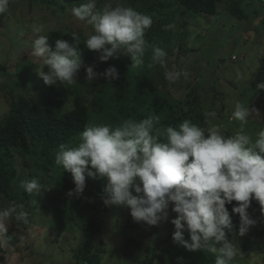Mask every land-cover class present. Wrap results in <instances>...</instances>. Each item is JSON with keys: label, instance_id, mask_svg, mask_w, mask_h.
<instances>
[{"label": "clouds", "instance_id": "obj_1", "mask_svg": "<svg viewBox=\"0 0 264 264\" xmlns=\"http://www.w3.org/2000/svg\"><path fill=\"white\" fill-rule=\"evenodd\" d=\"M11 0H0V14L7 12ZM78 21L91 26L93 33L83 41L86 48L100 53V60L129 55L131 67L143 64L149 47L145 32L153 23L151 16L131 6L105 3L97 9V0H84L69 9ZM174 25L165 26V30ZM37 38L32 43V55L41 58L47 72L38 76L48 86L70 85L82 67L81 43L77 32L70 33L72 43L57 39L48 42L44 24H32ZM150 67L165 65L166 51L152 45ZM165 79L175 83L188 71L166 70ZM103 77L118 80L116 67L104 73L86 68V80ZM264 90V82L256 85ZM256 112L236 102L231 119L240 122L239 130L226 135L223 126L214 123L217 113L206 111L204 124L185 119L179 125L157 128L158 116L140 120L124 119L117 126L86 125L75 146L61 144L55 154V165L71 173L74 189L69 197L81 196L86 177L107 179L103 189L106 206L124 205L135 222L157 226L168 219L170 202L177 214L171 220L175 231L173 241L190 252L204 251L215 257L214 264H233L240 249L228 239L233 230L226 204L238 202L232 212L240 217L239 236H245L256 221L248 208L252 199L259 202L264 213V128L255 138L244 130L249 116ZM21 188L29 195H39L44 186L36 179L24 180ZM135 193V194H134ZM22 208V205L19 206ZM27 223V213L16 206L0 209V247L7 246L8 221ZM190 239H185V232ZM183 258H178L182 264Z\"/></svg>", "mask_w": 264, "mask_h": 264}, {"label": "trees", "instance_id": "obj_2", "mask_svg": "<svg viewBox=\"0 0 264 264\" xmlns=\"http://www.w3.org/2000/svg\"><path fill=\"white\" fill-rule=\"evenodd\" d=\"M26 1L33 6L44 5L50 7L53 5L56 6V10L64 12L84 2V0ZM121 2L125 6H131L138 12L151 16L153 21L151 27L145 32V40L148 42L149 47L146 48L143 56L144 62L137 67L138 70L131 67L132 61L128 55L101 61L99 52L86 48L83 43L86 38L81 34L84 32L82 31L79 33L82 67L77 73L78 76L81 73H86V68L89 66L93 67L97 73H104L106 69L114 66L118 70L119 79L109 81L99 77L95 81H87L79 77L81 82H78L79 78L76 75L75 85L70 86V88L53 90V95L47 99H41L37 103L24 98L17 102H10L8 114L0 121V194L7 201V203H4L5 206L10 204V206H16L17 212L24 211L27 213V223L16 221L15 214L12 215L13 228L6 233L8 237L6 247L12 249L1 251L3 254L6 253L7 256H0V264H8L10 256L21 249L27 251L26 254L23 253L21 256V262H24L33 254V248L42 235L50 233V228H55L60 233L64 232L69 221L72 223L79 221L80 223L77 229L80 231V243H77L72 250L74 264H104L106 259L113 260V257L119 254V250L115 247L110 249L108 243L104 240V236H102L103 227L100 221L102 214L98 210V204H102L98 201L103 202V189L107 184V179L97 178L93 180L86 177L84 193L79 197H69L67 195L69 192L66 184L67 177L58 174L52 175L53 172H51V168L55 166V154L60 145L75 146L79 134L85 129L86 125H89L93 117L92 114L96 113L98 109L103 112V116L98 117L99 120L104 118V122L112 127L119 125L124 119L140 120L149 116H157L151 114V110L154 109L158 113L164 109L168 112L167 119L162 122L159 120L156 124L157 128H164L169 125L175 127L185 119L191 120L201 127L206 126L202 115H199L196 119H192V115H190L191 111L198 108L197 101L205 91V87L202 85L193 86L190 93L192 98L187 99L190 96L188 93L186 99H180L190 88L189 83H187L189 77L185 79L181 76L175 83L170 84L165 79L164 73L166 70L180 72L186 70L191 74V71L183 68L178 60H171L174 54L180 55L179 48H182V44L177 41H182L185 34L181 27L182 23L178 24L176 21L181 19L186 21V16H190L194 20L201 18L205 22H210L214 17H217L219 6L224 4L226 0H121ZM105 3H107L106 0H97V9H102ZM232 6L233 8L229 9L231 16L246 21L251 20V14L246 12L248 6L246 2L238 0ZM181 12L184 13L181 14ZM69 17L71 16L69 15ZM170 20L175 21L174 27L171 30L170 28L165 30V26L171 25ZM64 23L62 29L47 34L50 45L54 46L57 39H63L69 43L73 42L70 33L75 31L67 28L70 25L68 21L64 20ZM152 45L159 46L166 51L167 56L164 66L160 64L149 66L152 59ZM182 51H184L183 48ZM97 54H99V60ZM258 63L259 67L258 73L255 75L254 88L261 95L258 104L262 108L264 119V90H259L256 87L258 83L264 82V57L260 58ZM10 69L13 70L12 64ZM7 73H11L15 77L18 86L24 91L26 89L29 94L32 92L33 87L39 84V80L33 82V76L36 74L23 70V67L18 72H6V68L1 66L0 76L4 77ZM99 80V88L93 91L92 97L84 99L81 86L91 83L93 87H97L96 84ZM201 87H203L202 90ZM168 88L169 91L171 90L170 93L172 92L170 95L175 96V98L169 97L171 100H167V96L161 94ZM80 92L83 94L81 104L73 109H67L66 113H62L68 98L67 94H78ZM179 93L182 95L180 96ZM158 100H162L163 104L158 106ZM187 107L192 109L185 112ZM104 122L103 125H106ZM18 157H20L24 169H31L34 165L37 166L39 171L42 168L45 171V176L53 178L57 188L52 189L48 202L43 205L44 215L42 221H40L41 223L39 222L40 228L37 231L32 229L31 224L33 216L37 212L36 208H33L34 203L36 204V201L40 198L34 197L36 194H27L21 188V182L24 181L21 177L24 171L19 175ZM29 177H35V173L30 171ZM44 179L45 177L39 179V183L43 186L45 185ZM21 205L22 208L19 207ZM119 206L123 207L124 205ZM119 206H110V208L115 213L116 208ZM234 206H238V202L233 201L232 204H226L232 224H240L239 215L232 212ZM127 209L130 214V209L128 207ZM247 211L250 218L256 221L254 227H258L264 235V213L261 212L259 202L252 199ZM129 217L124 221L122 211H116L117 228L119 227L125 234L136 235L142 228L147 226L145 222H135L131 215ZM124 243L122 253L124 252L125 255L136 254L137 250L133 248L134 245H136V248H141L143 244L146 246L144 250L147 254L139 255L137 264H155L156 261L163 264V257L156 253L160 248L163 249L160 243H153L149 246V244L138 241L136 237H129ZM126 250L127 252H125ZM173 260L174 263L177 262L176 258Z\"/></svg>", "mask_w": 264, "mask_h": 264}, {"label": "rangeland", "instance_id": "obj_3", "mask_svg": "<svg viewBox=\"0 0 264 264\" xmlns=\"http://www.w3.org/2000/svg\"><path fill=\"white\" fill-rule=\"evenodd\" d=\"M106 1L111 3L113 7L123 4L121 0ZM237 1L226 0L224 4L219 6L217 17H214L210 22H205L201 18L194 20L190 16H186V21L182 19L176 21L178 24L182 23L181 27L185 31L182 41H177L182 44L184 51L180 47V55L174 54L171 60H178L183 68L191 71L187 80L190 88L184 95L179 93L180 96L182 95L180 99H186L188 93L190 95L193 86L202 85L205 87V91L197 101L198 108L190 112L192 119H196L199 115H202L205 119L204 113L206 111H214L217 113V117L213 122L222 125L226 135H232L240 128V122L231 119L236 102H240L256 110L249 116L247 124L244 125V130L255 138V133L264 128L263 111L258 104L261 95L254 88L255 75L258 73L259 67L258 62L260 58L264 57V0H243L248 4L246 12L251 14L252 17L248 21L231 16L229 9L233 8L232 5ZM68 11L69 9L65 12L56 10V6L53 5L50 7L44 5L33 6L28 4L26 0H11L7 12L0 14V67H5L6 72H18L23 67V70L36 74L33 76V82L39 80V84L33 87L32 92L29 94L26 89L24 91L18 86L15 77L11 73L5 74L4 77L0 76V121L8 114L10 102H17L24 98L37 103L41 99L51 97L53 90L70 88V86L76 84L72 83L67 86L46 85L37 74L38 70H43L45 67L43 61L41 58L32 55V43L37 38V34L31 29L32 24H44L46 32L43 34L47 35L52 31L62 29L65 24L64 20H66L70 24L67 28L77 33L84 31L81 34L86 39L92 34L91 26L76 20ZM169 23L174 25L175 21L170 20ZM98 58L99 54H97ZM11 64L13 70L10 69ZM137 67L133 69L138 70ZM44 71L47 72L46 67ZM79 77L82 80L86 79V73H81ZM80 78L78 82H81ZM96 85L98 86L93 87L91 83H87L81 86L84 99L92 97L93 91L99 88L100 80L97 81ZM203 87H201V90ZM170 91L168 88L161 94L167 96V100H171L175 96L172 94V97ZM80 93L67 94L68 98L62 113H66L67 109H73L81 104L83 94ZM189 97L187 99L192 98L191 95ZM162 104L163 101L158 100L157 105ZM190 109L192 108L187 107L185 112ZM151 114L157 115L162 122L167 119L168 112L164 109L158 113L154 109L151 110ZM92 115L89 125H103L104 118L102 120L98 118L103 116V112L98 109ZM104 124L106 123L104 122ZM17 165L19 175L24 171L21 177L23 180L36 179L39 181V179L45 177L43 192L38 197L34 195V197L40 198L36 201V204L34 203L33 208H36L37 212L33 216L31 224L32 229L37 231L40 228L39 222L42 221L44 215L43 205L48 202L52 189L56 188L55 183L51 176H45V171L41 167V171L35 165L31 169H24L20 157L17 158ZM30 171L35 173V177H29ZM51 172H53L52 175H65L68 191L74 189L75 185L71 173L64 172L62 168L56 165L51 168ZM98 202L102 204H98V210L102 214L100 216L103 227L102 236H104V240H106L110 249L115 247L119 250V254H116L113 260L106 259L104 264H137L138 256L147 254L144 250L146 247L144 244L141 248H136V245L133 246L137 250L136 254L126 253L127 255H125L124 252L122 253L125 245L124 241L129 237H136L138 241L149 244V246L153 243H160L163 249L160 248L156 253L163 257V264H181L178 258H183L182 264H214L215 257L211 254L204 251L190 252L174 243L175 228L171 220L176 218L177 214L172 211L173 203L170 202L169 204L168 219L166 221H161L157 226L147 225L136 235H127L119 227L117 228L116 222L118 221L116 218L117 210H121L124 214V221L130 218L127 207L119 206L114 213L110 206H106L102 201ZM4 203H7V201L0 194V209L10 207V204L5 206ZM66 225L62 233L55 228H50V233L42 235L33 248V254L24 262H21V256L23 253L26 254L27 251L21 249L10 256L8 264H74L72 250L77 243H80V231L77 230L80 223L79 221L75 223L69 221ZM239 226L240 224H233L232 231L226 230L228 239L233 241L241 252V255L236 258L233 264H264V235L258 227L252 226L248 233L241 237L238 234ZM12 228L13 221L10 218L8 231ZM184 235L185 239H190L187 231ZM3 249L10 251L12 248L0 247V256L6 257L7 254L1 252ZM174 258L177 259L176 263H174ZM155 264L161 263L156 261Z\"/></svg>", "mask_w": 264, "mask_h": 264}]
</instances>
